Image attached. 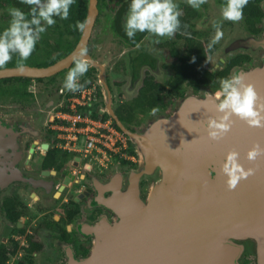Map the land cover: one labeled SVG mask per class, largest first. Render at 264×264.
<instances>
[{
	"label": "flooded vegetation",
	"instance_id": "obj_1",
	"mask_svg": "<svg viewBox=\"0 0 264 264\" xmlns=\"http://www.w3.org/2000/svg\"><path fill=\"white\" fill-rule=\"evenodd\" d=\"M88 2L89 0H76L70 9L68 19L55 17L56 23L53 26L45 25L46 32L41 34L35 51L24 62L23 67L44 68L67 56L76 47L83 33L74 26L77 21L86 20ZM130 2L131 0H97V16L86 49L91 59L103 68V80L110 91L111 109L114 114L118 105L115 107V99H113L114 84L111 80L109 82L110 77L106 75L108 71V62L104 59L106 51L97 58L92 56L94 55L93 36L96 34L111 35L116 45L120 44L128 49L126 60L114 63L113 68L114 73L116 68L118 74L120 72L127 78V82L121 80L117 85L126 86V93H134V96L130 103L119 104L134 106V100L139 96L145 83L149 93L155 91L161 99L159 107L132 108L135 120L128 126L133 131H136L135 127L141 124L137 116L139 110L145 111V115L149 116L167 115L171 101L185 97L188 92L197 95L203 88H211L219 78L229 77L239 70L252 69L260 62V50L256 55L237 51L231 56L222 57L221 54L216 55V53L225 43L224 39L231 36L237 28L248 36L263 38L264 0H249L250 5L244 8L243 19L235 22L237 27L234 26L235 23L222 19L221 8L226 4V0H208L199 9H193L188 5L187 0H176L184 13L180 18L182 25H187V28H182L181 33L174 36L175 41L173 37L171 38L173 42L170 40L164 43H156L159 38L147 32L137 33L135 43L126 39L125 17ZM26 6L20 0H0V32L9 26L11 20L9 9L16 7L27 13L29 10L25 9ZM105 17L107 20L104 19V22ZM256 21L259 23H255ZM103 22L106 23L105 27L97 29ZM214 22L222 24L225 36L220 41L221 44L219 42L214 46L206 59V61L211 59L210 65L205 63L204 67L213 76L212 81L198 92H192L188 87L183 90V86L172 87L174 72L171 67V51L183 56L188 52V47H197L200 44L206 52L210 42L206 37L210 35L213 38L215 35ZM58 35L63 36V43L59 45L56 41ZM73 43L74 46L65 56H56L63 54ZM112 49L115 52V45ZM224 51L225 46L223 55ZM140 55L143 56L144 63L136 61ZM18 59L17 56H13L4 70L19 68ZM49 60L54 62L44 65ZM91 69L94 71L92 72ZM88 71L92 73L86 79L96 85L101 109L107 114L102 93L103 86L99 83L100 71L91 65ZM165 72H168V76L161 82L159 78ZM67 73L65 69L45 78L0 77V122H3V126L7 125L0 127V264H70L72 260L79 262L87 258L95 241L91 230L100 224H111L115 220V212L108 207L115 199V171L119 168L122 174H127L135 167L132 163L139 162L137 154L132 149L134 152L132 155L137 160L124 157L128 161L122 159L115 162L113 159L98 166L84 162L79 156H72L69 160L48 156L54 149L59 150L61 156L65 153L69 154L64 147L59 146L57 129L52 128L50 122L51 115L66 105L65 99L70 91H67L63 85ZM58 77L61 78L58 83V100L52 106V113L48 119L39 125L36 110L48 90L53 89L52 85ZM82 79L83 77L80 82ZM122 82L124 83L121 84ZM42 83L46 85H42L45 92L40 93ZM212 94L214 95L215 92ZM26 112L33 115L31 130L23 131V129L16 133L15 123L20 115ZM7 114L9 118H3V115ZM138 154L140 155L139 152ZM146 187V183H140L142 198L147 194V192L142 194ZM124 189L125 187L121 190ZM242 264H254V259H244Z\"/></svg>",
	"mask_w": 264,
	"mask_h": 264
},
{
	"label": "water",
	"instance_id": "obj_2",
	"mask_svg": "<svg viewBox=\"0 0 264 264\" xmlns=\"http://www.w3.org/2000/svg\"><path fill=\"white\" fill-rule=\"evenodd\" d=\"M96 3L89 0L86 20L90 23L67 56L44 68L3 70L0 77L45 78L68 69L89 41ZM239 49L261 51L257 66L235 74H242L264 96V38L240 36L226 45L224 53ZM85 58L100 71L107 115L142 162L127 176L115 174V199L108 205L115 220L94 227L92 251L70 264H240L247 254L255 257L256 264H264V157L254 163L246 159L253 144L264 146V129L249 128L234 117L228 135L210 141L206 124L216 116L215 102L213 94L204 92L200 97H183L170 115L154 117L141 130L130 131L111 109L102 66L88 54ZM40 113L36 110L39 125L44 123ZM31 117L27 112L20 115L16 133L31 130ZM6 126L0 122V127ZM233 149L240 154L239 162L256 172L229 191L221 166ZM143 181L149 183L145 199L140 194Z\"/></svg>",
	"mask_w": 264,
	"mask_h": 264
},
{
	"label": "clouds",
	"instance_id": "obj_3",
	"mask_svg": "<svg viewBox=\"0 0 264 264\" xmlns=\"http://www.w3.org/2000/svg\"><path fill=\"white\" fill-rule=\"evenodd\" d=\"M20 2L27 5L29 11L26 13L16 7L8 10L11 17L9 26L0 32V70L6 69L13 56L19 58L17 66L22 70L24 62L35 51L41 34L46 32V26H53L56 23L55 17L68 19L70 9L76 0H20ZM207 2L208 0H187L193 9H199ZM248 4L249 0H226V4L221 8L222 19L233 23L239 22L243 19L244 8ZM183 14L176 0H131L125 34L133 43L137 33L147 32L158 38H173L177 33H181L182 28H187V25H182L180 19ZM89 23V20L77 21L74 27L83 32ZM213 27L215 35L207 45V54H210L224 37L221 23L214 22ZM155 42L159 43L160 40L157 39ZM86 55L87 49H82L80 57L74 61V67L68 71L63 85L67 91L73 93L82 91L87 83V81L84 84L80 83V79L90 67ZM218 83L219 88L212 97L216 116L209 117L206 124L208 139L213 142L223 140L232 130L234 117L249 128L264 129V96L257 92L255 86L247 82L242 74L219 78ZM239 155L234 149L228 151L221 166L229 191H234L241 181L254 176L256 172L252 167L246 169L239 162ZM261 157H264V146L259 143L253 144L246 153L249 162L254 163Z\"/></svg>",
	"mask_w": 264,
	"mask_h": 264
},
{
	"label": "built area",
	"instance_id": "obj_4",
	"mask_svg": "<svg viewBox=\"0 0 264 264\" xmlns=\"http://www.w3.org/2000/svg\"><path fill=\"white\" fill-rule=\"evenodd\" d=\"M100 95L94 83L82 91L69 92L66 105L51 115L57 129L58 144L73 156L95 166L119 157H127L128 138L108 116L104 118ZM106 111V110H105ZM129 154V153H128ZM127 157L134 160V156ZM128 155V156H129Z\"/></svg>",
	"mask_w": 264,
	"mask_h": 264
},
{
	"label": "rangeland",
	"instance_id": "obj_5",
	"mask_svg": "<svg viewBox=\"0 0 264 264\" xmlns=\"http://www.w3.org/2000/svg\"><path fill=\"white\" fill-rule=\"evenodd\" d=\"M105 14H107V11H106ZM104 19H106V17L103 18V21H104ZM125 19H127V15H126ZM104 22L101 23V24H99V26L97 27V29H99V28L103 29L105 27L104 25L106 24V23L104 24ZM125 22H126V20H125ZM234 26L237 27V24L235 23ZM242 31L243 30H241L240 28H237L236 31L231 36L230 35L227 36L224 39L225 40V43L221 45V47H220L219 50H217L216 55L221 54L222 57H225L226 55L227 56H231V55L235 54L237 51H243V52H247V53L256 55L259 50L254 51V52H251L250 50H241V49H239V50H236V51H233V52H230V53H225L224 55L222 54V51H223L224 46L226 47V45L229 42L237 39L240 36H246L247 35V34H245V32H242ZM224 36H225V34H224ZM262 37L264 38V35H262ZM206 38L208 40H211L212 37L209 35ZM175 39L176 38L174 37L173 38V41H175ZM159 40L162 43H164L165 41H167V42L170 41V40L172 41L171 38H159ZM115 43H116V41L113 40V37L111 35H107V36L100 35L99 36V34H96L95 36H93V47H92V53L95 56L94 55H92V56L94 58H97L98 56H100L101 53H104L106 51L105 52V55H104V59L108 62V66H107V70L108 71L106 72V75H108L110 77L109 82L111 80L112 84H114L113 87L115 88V93H114L113 99H115V107H116L121 102L130 103L132 101V99H133L134 93H132V94L126 93V91H125V87L126 86L121 87V85H117V83L120 82L121 80H123L124 82H127V78L124 77L120 72L118 74L116 68H115V73H114L113 65H114V63L115 64L118 63L120 60H124V61L126 60V52H128V49L125 48V47H123L120 44L116 45ZM178 44H180V43H178ZM220 44H221V42H220ZM113 45H115V52H114V49H112L113 48ZM256 58L258 59L257 56H256ZM205 63L207 65H210L211 59L209 58ZM167 76H168V72H165L163 74V76L159 78L160 81L162 82V81L166 80V77ZM60 79L61 78L58 77V79L55 80V84L52 85L53 89H49L48 90V92L46 93V95L43 97L44 98L43 101H41V103L39 104V107L37 108V110H42L43 111V113H40V119H41L42 122H45L46 119L48 118V116L52 113V106L55 105V103L58 100L57 99L58 98V96H57L58 94L57 93H58V83L60 82ZM124 82H122L121 84H123ZM42 85L44 86L45 83L40 84V89H41L40 93L45 92V89L42 88ZM110 86L112 88V85H110ZM218 88H219V83H218V81L217 82L215 81L213 83V85H212L211 88H208V87L203 88L201 90V92L198 93L196 96L200 97V96H202V94L204 92H208V93L212 94L213 92H216L218 90ZM189 95H193V94L191 92L186 93V96H189ZM113 99H112V101H113ZM181 99H179V100H176L175 99V100L171 101L170 106H168V108H167V111L169 110L167 112V115H170L175 110V108L177 107V105L179 104V102H180ZM104 100L106 101L107 98L105 97ZM167 115H164V116H167ZM137 116H138L139 122L141 121L140 122L141 124L135 127V130L136 131L141 130L142 127L146 125V123H148L154 117H157L156 115H150V116L149 115H145V111H143V110H139V113L137 114ZM126 144H128V148H130L129 140L127 141ZM128 153H129V151L125 152V154H126L127 157H129L128 156L129 155ZM70 155H72V154H70ZM122 159H126V158L117 156L115 158V162L120 161ZM138 159L140 160V158H138ZM126 160L128 161V159H126ZM134 160H137V158H135ZM132 164H135V167L132 170H136L137 171L139 169V166H140L139 165V162L135 161ZM117 166H119V165L117 164ZM115 172L118 173V174H122L120 172L119 168ZM127 174H122V175L123 176L124 175L126 176ZM152 180L151 181L149 180V183H151ZM144 183L147 184V187H146L145 191H142V194H144L146 192L148 193L149 183L148 182H144ZM140 194H141V190H140ZM145 198H146V196H145ZM145 198H143V199H145ZM247 258H253L254 259V264H256L255 263V257L252 254L244 255L240 259V264H242L243 263V260L244 259H247Z\"/></svg>",
	"mask_w": 264,
	"mask_h": 264
},
{
	"label": "trees",
	"instance_id": "obj_6",
	"mask_svg": "<svg viewBox=\"0 0 264 264\" xmlns=\"http://www.w3.org/2000/svg\"><path fill=\"white\" fill-rule=\"evenodd\" d=\"M250 4H248L245 8H248ZM85 9V5L83 7ZM84 9L82 12H84ZM256 19V18H255ZM248 21V20H247ZM249 23V21H248ZM255 23H259L256 21ZM179 36V34H178ZM77 38H75L76 41ZM126 39H129L126 36ZM57 45L60 43H63V36H59L56 39ZM74 46V43L72 45H69L67 50L63 54H56L57 57H62L67 54L68 51L71 50V48ZM188 52L186 54L179 55L178 53L171 51V67L173 69V83L171 84L174 88H179L183 86V90H185L187 87L192 90V92H198L203 86H207L213 79V76L208 73V70L205 69V62L208 57V54L205 52L203 47L198 44L197 47H188ZM136 61H141V63H144L143 56L140 55ZM54 60H49L46 64L48 65L53 63ZM72 67H74V64L67 69L69 71ZM92 72L94 71L91 69ZM132 70L134 71V66L132 65ZM91 71H88L85 76L82 79V84H84L85 81H88L86 77L90 76L92 73ZM91 84V81L89 80L88 83L85 84L84 87H88ZM182 96L184 95V92L181 93ZM161 104V99L158 97L157 93L155 91H152L149 93V88L146 86V83L142 86L140 90L139 96L134 100V106H130L127 104H119L118 108L115 110V114L117 115L119 121L130 131H133L131 127L128 126V124H132L135 120V114L132 111V108H141L143 106H146L148 108L153 107H159ZM104 118H108L107 114H104ZM118 129V128H117ZM129 154H134V152L131 150V147L128 149ZM61 152L59 150H53L48 156L50 157H62L66 160L71 159L72 155L70 154H63L61 156Z\"/></svg>",
	"mask_w": 264,
	"mask_h": 264
},
{
	"label": "bare ground",
	"instance_id": "obj_7",
	"mask_svg": "<svg viewBox=\"0 0 264 264\" xmlns=\"http://www.w3.org/2000/svg\"><path fill=\"white\" fill-rule=\"evenodd\" d=\"M137 152H139V151H137ZM141 160H142V157H141ZM157 182H159V180Z\"/></svg>",
	"mask_w": 264,
	"mask_h": 264
}]
</instances>
